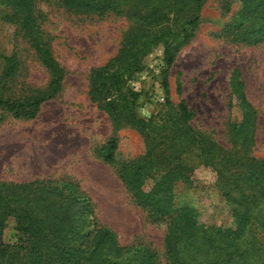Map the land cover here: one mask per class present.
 I'll use <instances>...</instances> for the list:
<instances>
[{
    "label": "trees",
    "instance_id": "16d2710c",
    "mask_svg": "<svg viewBox=\"0 0 264 264\" xmlns=\"http://www.w3.org/2000/svg\"><path fill=\"white\" fill-rule=\"evenodd\" d=\"M241 1L238 15L243 19L228 24L229 35L234 41L258 44L264 40V0ZM39 2L54 3L76 15L115 14L134 22L116 55L92 70L90 94L116 123L136 129L148 150L120 162L118 140L111 136L96 148V155L115 167L131 197L154 222L166 224V264H264V159L233 161L221 145L192 125V111L184 99L178 103L167 99L163 112L142 116L140 93L130 86L155 47L163 46L168 65L174 62L194 36L205 0H0L9 8L5 19L15 26L17 38L29 45L50 76L44 88L18 86L20 55L16 51L2 55L0 122L7 114L34 118L63 86L66 70L53 54ZM250 20L256 24L248 30L244 24ZM231 86L241 93L245 108L243 121L229 126L231 143L249 151L256 112L242 90L238 71L232 74ZM190 154L216 173L217 185L234 214L231 226L202 224L194 207L174 206L175 184L189 182L195 169L185 160ZM149 180L154 185L147 189ZM88 200L70 180L0 182V264H157L152 250L140 256L121 245L116 232L99 222L93 205L87 203L86 212L75 208ZM10 219L21 233L14 244L3 241Z\"/></svg>",
    "mask_w": 264,
    "mask_h": 264
},
{
    "label": "rangeland",
    "instance_id": "374dc122",
    "mask_svg": "<svg viewBox=\"0 0 264 264\" xmlns=\"http://www.w3.org/2000/svg\"><path fill=\"white\" fill-rule=\"evenodd\" d=\"M37 8L44 17L53 54L66 74L61 91L45 101L34 118L7 114L0 122V182L45 178L76 182L90 200L80 201L75 208L86 212V204L93 205L99 222L112 228L130 253L142 256L152 250L156 263L166 264V224L154 222L131 197L115 167L96 155V148L111 136L118 140L116 158L120 162L148 150L136 129L116 123L90 94L92 70L116 55L134 22L115 14L76 15L51 2H39ZM242 8L241 0H205L194 36L180 48L174 62H165L164 48L159 45L144 58L143 71L130 81L131 88L140 93L142 116L163 112L167 99L173 103L184 99L192 111V125L236 162L264 159V40L258 44L234 41L229 35L232 27H227L242 21L238 15ZM8 11L0 4V73L1 56L16 51L22 64L17 85L44 88L50 76L29 45L17 38L15 26L5 19ZM255 24L250 20L244 28ZM234 71L239 72L242 90L256 112L249 151L232 145L229 134L230 124L242 122L245 116L241 93L231 86ZM185 160L195 169L189 182L175 184L174 206L194 207L205 225L234 224L216 173L200 166L195 154ZM153 185L154 180H149L147 189ZM20 238L15 220L10 219L3 241L14 244Z\"/></svg>",
    "mask_w": 264,
    "mask_h": 264
}]
</instances>
